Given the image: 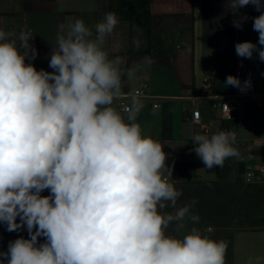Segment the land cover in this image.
<instances>
[{"label":"clouds","instance_id":"1","mask_svg":"<svg viewBox=\"0 0 264 264\" xmlns=\"http://www.w3.org/2000/svg\"><path fill=\"white\" fill-rule=\"evenodd\" d=\"M248 5L260 12L252 25L258 42H237L235 53L264 62V2L227 0L233 12ZM118 23L108 12L94 31L81 19L60 24L53 71L26 62L38 55L29 32L0 29V223L28 233L9 241L0 264H225L226 241L206 235L210 228L185 231L200 220L191 212L197 201L177 208L182 191L171 182L164 145L137 120L139 98L115 107L123 78L134 75L105 47ZM224 85L245 91L251 81L229 75ZM192 141L207 169L239 155L232 131ZM171 225L176 235L167 233Z\"/></svg>","mask_w":264,"mask_h":264},{"label":"crops","instance_id":"2","mask_svg":"<svg viewBox=\"0 0 264 264\" xmlns=\"http://www.w3.org/2000/svg\"><path fill=\"white\" fill-rule=\"evenodd\" d=\"M205 3L212 14L204 13L201 3L193 0H151L149 26L157 41L153 37L150 39L145 28L131 18L118 17L119 23L105 45L110 58H122L124 66L134 73L130 80L126 76L123 78L124 93L138 95L141 90H145L148 94L166 98L161 99V108H154L152 102L141 101L142 109L137 120L146 135L164 145L163 151L167 154L165 163L173 169L171 182L196 178L191 181L194 182L191 185L195 186L196 182L197 188L204 183L222 181L228 175L231 177L236 168L238 175L239 163L225 161L226 172L223 178H219L217 166L214 167L212 177H203L191 150L192 137L202 126L206 128L223 120L219 112L211 109L209 102H204L202 105L208 104V108L202 110L200 107L202 123L193 122L191 111L194 102L188 98L235 93L238 88L225 87L224 81L229 75L242 80L248 69L254 71L257 88L264 90V62L258 59L256 53L252 59L240 58L235 53L237 42H258V33L253 31L252 25L253 18L260 12L252 5L233 12L227 7V0H205ZM108 12L109 0H0V29L16 35L21 31L29 32L33 37L30 43L38 55L35 60L26 62L32 63L37 70L53 71L49 68V59L52 47L56 46L58 26H67L76 19H81L94 31L95 25ZM234 21H239L242 29L234 27ZM195 26L201 29L202 58L208 74L201 87L197 85L194 69L195 51L196 48L199 49ZM134 40L140 42L138 48L134 45ZM113 43L114 50L111 49ZM158 50H164L159 56L162 64L155 65L154 52ZM173 50L174 69H171L164 62L170 57V51L173 54ZM173 73L180 85L175 89L176 93H173ZM206 78L211 79L209 85H205ZM182 99L187 101L186 106L177 104L176 100L183 101ZM122 106L117 102L115 104L121 111ZM241 108L246 112L244 107L235 108L232 120L237 117ZM263 139L264 137L259 140L263 146L254 158L264 152ZM243 155L244 153L239 161L250 160ZM204 175L207 176L206 173ZM239 185L242 184L239 182ZM23 237L28 238L26 228L23 230ZM40 240L43 242V238ZM6 245L8 244L2 245L1 252L7 251Z\"/></svg>","mask_w":264,"mask_h":264},{"label":"rangeland","instance_id":"3","mask_svg":"<svg viewBox=\"0 0 264 264\" xmlns=\"http://www.w3.org/2000/svg\"><path fill=\"white\" fill-rule=\"evenodd\" d=\"M195 29L197 46H199V49L196 48L195 51L194 69L196 70L197 85L201 87L204 78L207 77L208 74L205 72V63L202 58L201 29L199 26H195ZM153 40L157 41L155 35L153 36ZM111 49H115L114 43L112 44ZM179 86V80L177 76L173 73V93H176L174 91L175 89H177V87L179 88ZM177 93H180L182 95L187 94V92ZM176 102L177 104H182L183 106H186V104H188L186 100H176ZM200 107L202 108V110H205L208 108V104H200ZM221 130L232 131L237 135L239 139L236 140L234 144V147L236 148L239 155L228 158L225 161H230L232 163L238 164L240 162L239 158L241 157L242 153H244L243 156L245 157V159H253L255 157V154L257 155L261 147L263 146L259 140L260 138L264 137V120L254 119L247 116L243 108L239 109V113L234 120L218 121L217 124L209 125L206 128L202 126V128L199 129L197 134H212ZM193 148L194 145L192 144L191 150ZM253 152L255 153L253 154ZM193 155L195 162L202 171L201 173L203 174V177H212L214 168L207 169L203 161L197 156L194 151ZM235 170V173L231 177L229 175L225 176V178L221 182L234 184L236 186L235 183L237 182V168ZM205 173L207 174V176L204 175ZM195 180L196 178H186L177 181V183H174L177 189L182 191V196L178 199L177 202V208L185 204H189L192 200L197 201V203L191 209L192 213L197 214L200 217L199 222L195 225L200 226L199 228L202 231H205L206 229L210 228V232L205 231L206 235H209L212 239L223 240L227 242L228 248L225 257V264H247L249 258H264V229H262L264 228V222L261 224L259 223L257 225L247 224L244 227H241V225L235 226L232 224H224L225 227L220 226V222L223 221V218L220 219V215L218 214V212L216 210L214 211L215 208H218L217 203L213 202L212 198L209 200V196L206 197V200L204 201V199L200 195V191L207 193L204 190L206 183H204L205 185H202V187L197 188L198 186H196V182L195 186L191 185L194 183L191 181ZM260 185L264 186V184ZM238 188H240V186ZM43 195H49V191L44 190ZM164 211L174 212L175 209L167 208ZM195 225H193L191 221H188L186 224L185 231ZM174 228L175 226L171 225L167 229V233L170 235H176L177 233L174 231ZM6 246V248H8V245Z\"/></svg>","mask_w":264,"mask_h":264},{"label":"trees","instance_id":"4","mask_svg":"<svg viewBox=\"0 0 264 264\" xmlns=\"http://www.w3.org/2000/svg\"><path fill=\"white\" fill-rule=\"evenodd\" d=\"M151 0H109L110 12L115 13L119 18L129 17L136 23L145 28L146 33L150 39H152L153 32L149 26L151 19ZM193 2H199L202 5V11L207 14H212V11L206 6L205 0H193ZM164 50H158L154 52V64H162L159 62V56ZM168 52V51H166ZM173 60V61H172ZM174 50L173 54L165 60V64L174 69ZM246 161L242 160L238 165V175L236 186L230 183H224L221 181L213 182L212 184H206L204 187L207 193L200 191V195L206 200L209 196V200L212 198L213 202H216L218 208L214 209L220 215V226L224 224H232L235 226L241 225L244 227L247 224H261L264 222V186L263 185H239L241 175L244 170ZM225 166L220 168L217 166L219 178H223ZM205 185V184H204ZM240 186V188H238ZM43 195V192L41 193ZM263 197V198H262ZM203 216V214H202ZM19 222V218L18 221ZM196 227H200L195 225ZM24 230V229H23ZM23 230L19 232H8L6 225L0 223V252L2 245L8 244L9 241H13L23 236Z\"/></svg>","mask_w":264,"mask_h":264},{"label":"built area","instance_id":"5","mask_svg":"<svg viewBox=\"0 0 264 264\" xmlns=\"http://www.w3.org/2000/svg\"><path fill=\"white\" fill-rule=\"evenodd\" d=\"M245 80L251 81V87L245 91L237 89L235 93L227 95H201L188 98V100H193L194 102L191 111V120L197 124L202 123L203 119L200 104L204 102H209L211 109L219 112L221 119L224 121H231L233 119V112L237 107H244L247 116L251 118L264 120V90L257 88L254 80V71L252 69H248L245 72L241 82L243 83ZM210 82V78L205 79L206 85H209ZM131 96L133 95L124 93V96L117 101V103L123 105L122 109L129 106ZM134 96L138 97L140 101L152 102L154 108H161V99H166L148 94L145 90H141L138 95ZM236 140H239L237 135ZM245 161L246 165L244 166L239 181L240 184H264V152H262L258 158Z\"/></svg>","mask_w":264,"mask_h":264}]
</instances>
